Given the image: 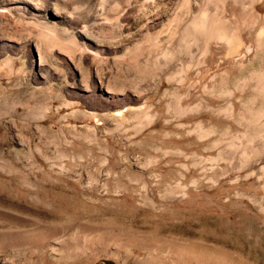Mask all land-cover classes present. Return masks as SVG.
<instances>
[{"label":"rangeland","instance_id":"rangeland-1","mask_svg":"<svg viewBox=\"0 0 264 264\" xmlns=\"http://www.w3.org/2000/svg\"><path fill=\"white\" fill-rule=\"evenodd\" d=\"M254 1L0 0V264H264Z\"/></svg>","mask_w":264,"mask_h":264},{"label":"bare ground","instance_id":"bare-ground-1","mask_svg":"<svg viewBox=\"0 0 264 264\" xmlns=\"http://www.w3.org/2000/svg\"><path fill=\"white\" fill-rule=\"evenodd\" d=\"M259 1L261 4L264 3V0H259ZM252 4H253V2H252ZM260 29H261L260 32H258L255 35V39H254L255 48H254L253 57L254 58H260L261 66L258 70L253 72L252 76L250 77L251 78L250 81L253 82V86H251L252 92L256 93L258 96L261 95L264 97V25ZM200 30L203 32H206L207 34H205V36H208L209 38L226 39L228 42H230L231 49L234 52H236V54H240V47H242L244 45V42H243L244 39H242V37L236 35L234 32H232V33L229 32L228 29H226L215 16H213V15H211V16L210 15H203L202 17L200 16L199 20H197L195 22V26L193 27L192 31H193V33H196L197 31H200ZM189 35H190V33H189ZM191 37H192V34H191ZM207 43H208V41H207ZM242 50H244V49H242ZM246 51H249V47H247V46H246ZM229 54H230V52H229ZM248 109H250V108H248ZM248 109L246 111L244 110L243 111L244 113L242 114L244 117L247 116L248 120L249 119L250 120L256 119L255 117H257V114H260L261 117L264 115L263 109L259 110L258 112L250 110V112H251L250 114H248L249 113ZM243 116H241V117L244 118ZM259 126L261 127V125H259ZM256 134H255V136H256ZM258 152H259V154H261L260 152H262V153L264 152V140L262 141L261 147L258 150ZM100 237L101 236H97V238H90V239L85 237L84 239H85L87 246L93 247L99 242ZM37 240H40V241H38L40 244H42L44 242L42 236H40L39 239H37ZM154 244L167 246L168 250L173 253L176 260L181 262V263L186 262V261H197L198 263H206V264H249L246 261H244L240 256L235 255V254L230 253V252H227L223 249L204 248V247H199L198 245L197 246L191 245L189 247H180V246H170L167 244H160V243H154Z\"/></svg>","mask_w":264,"mask_h":264}]
</instances>
